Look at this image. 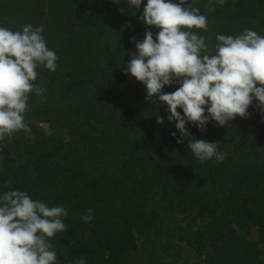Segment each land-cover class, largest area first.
Returning a JSON list of instances; mask_svg holds the SVG:
<instances>
[{"label": "trees", "instance_id": "trees-1", "mask_svg": "<svg viewBox=\"0 0 264 264\" xmlns=\"http://www.w3.org/2000/svg\"><path fill=\"white\" fill-rule=\"evenodd\" d=\"M146 3L0 0V27H41L58 58L54 72L37 69L44 93L28 95L30 132L0 141V196L24 191L67 210V231L49 241L56 264H264V114L254 101L247 119L210 121L204 132L186 125L193 140L217 142L221 162L177 143L167 105L124 74L132 38L158 34L139 20ZM188 4L207 18L208 30L194 31L210 52L219 34L264 36V0Z\"/></svg>", "mask_w": 264, "mask_h": 264}, {"label": "clouds", "instance_id": "clouds-1", "mask_svg": "<svg viewBox=\"0 0 264 264\" xmlns=\"http://www.w3.org/2000/svg\"><path fill=\"white\" fill-rule=\"evenodd\" d=\"M125 2L139 11L143 0ZM187 3L147 0L139 20L147 28L158 29V34L154 38L146 30L143 41L132 38L136 52L124 74L146 87L148 101L155 103L157 97L167 105V119L175 122L183 138L177 143L186 140L188 149L202 162L213 157L221 162L217 142L193 140L186 125L191 123L204 132L210 121L224 127L237 116L247 119L254 101L264 114V36L251 29L235 37L219 34L210 52L205 37L194 31L206 32L207 18L192 4L185 7ZM218 3L223 5L225 0ZM20 29L0 27V141L19 131L30 132L24 116L29 110L28 95L44 93L34 83L37 69L43 66L54 72L57 67L58 58L48 48L43 29L31 24ZM172 84L179 85L174 92L162 91ZM156 120L164 122L158 115ZM67 215L63 206L49 207L24 191L5 192L0 196V264H56L57 253L49 241L67 231L63 222ZM92 218V209L81 216L84 222ZM76 264H86V259L80 257Z\"/></svg>", "mask_w": 264, "mask_h": 264}]
</instances>
